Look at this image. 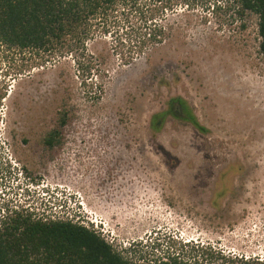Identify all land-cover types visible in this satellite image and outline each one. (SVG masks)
Segmentation results:
<instances>
[{
    "label": "rangeland",
    "instance_id": "1",
    "mask_svg": "<svg viewBox=\"0 0 264 264\" xmlns=\"http://www.w3.org/2000/svg\"><path fill=\"white\" fill-rule=\"evenodd\" d=\"M173 1L174 13L147 24L144 10L118 13L46 54L0 43V214L7 203L43 219L65 215L138 263L264 262V60L254 17L214 12L223 0ZM154 22L170 27L166 41L141 52L133 44ZM177 96L205 131L174 116L150 129ZM62 110L71 118L58 129L61 146L46 147Z\"/></svg>",
    "mask_w": 264,
    "mask_h": 264
},
{
    "label": "trees",
    "instance_id": "2",
    "mask_svg": "<svg viewBox=\"0 0 264 264\" xmlns=\"http://www.w3.org/2000/svg\"><path fill=\"white\" fill-rule=\"evenodd\" d=\"M185 3L188 7V2ZM176 5L173 0H0V43L6 49L46 54L65 42L80 37L86 39L97 26H108L110 19L118 13L144 10L146 23L155 15L168 11L174 13ZM212 7L214 12L229 16L234 13L239 18L254 17L258 53L264 60V0H223ZM239 26L242 29L247 27L244 22ZM144 28L141 38L133 44L141 52L148 43L165 42L170 27L154 22ZM132 58V54H127L123 60L128 63ZM6 90L7 82L0 81V101ZM168 116L184 117L197 129L205 131L182 97L169 99L165 109L153 113L149 120L150 129L154 133L160 131ZM70 118L66 110L58 113L57 127L51 128L44 136L50 140V145L60 138L61 130L58 129L68 124ZM5 206L4 213L0 214V264H59L66 257L64 252L76 253L68 260L79 259L83 264L95 261L98 264H206L197 255L191 261L182 260L178 255L151 263L131 261L114 250L94 229L70 220H44L30 211L24 212L23 208L9 209L7 203ZM200 249L225 258L224 254L210 247L201 246ZM230 260V264H264L258 258L243 256H234ZM64 263L68 264V261L64 260Z\"/></svg>",
    "mask_w": 264,
    "mask_h": 264
},
{
    "label": "flooded vegetation",
    "instance_id": "3",
    "mask_svg": "<svg viewBox=\"0 0 264 264\" xmlns=\"http://www.w3.org/2000/svg\"><path fill=\"white\" fill-rule=\"evenodd\" d=\"M42 143H43V145L44 146H46V147H52V146H56V145H59V146H61V140L60 139H57V140H53V145H50L51 143H50V140H47V139H43L42 140ZM64 255H66V257H65V259H61L62 261L59 263V264H62V262L65 260V261H68V264H83V263H80L79 262V259H71V260H68L69 259V256L70 255H76V253L75 254H71V252H68V253H66V252H64ZM71 257V256H70ZM99 262H92V264H98ZM65 264V263H64Z\"/></svg>",
    "mask_w": 264,
    "mask_h": 264
},
{
    "label": "built area",
    "instance_id": "4",
    "mask_svg": "<svg viewBox=\"0 0 264 264\" xmlns=\"http://www.w3.org/2000/svg\"><path fill=\"white\" fill-rule=\"evenodd\" d=\"M45 219H47V218H44V220ZM52 220H68V218L65 215H62V216L61 215L60 216L58 215L57 217H53Z\"/></svg>",
    "mask_w": 264,
    "mask_h": 264
},
{
    "label": "clouds",
    "instance_id": "5",
    "mask_svg": "<svg viewBox=\"0 0 264 264\" xmlns=\"http://www.w3.org/2000/svg\"><path fill=\"white\" fill-rule=\"evenodd\" d=\"M42 194H44V195H46L45 193H42ZM52 194V193H51ZM43 197H45V196H43ZM44 199V198H43ZM46 201H47V199H46ZM47 204H48V202H47ZM157 239V238H156Z\"/></svg>",
    "mask_w": 264,
    "mask_h": 264
}]
</instances>
